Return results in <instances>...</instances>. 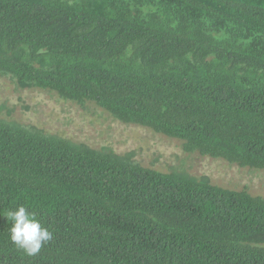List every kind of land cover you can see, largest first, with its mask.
Returning a JSON list of instances; mask_svg holds the SVG:
<instances>
[{
	"label": "trees",
	"instance_id": "1",
	"mask_svg": "<svg viewBox=\"0 0 264 264\" xmlns=\"http://www.w3.org/2000/svg\"><path fill=\"white\" fill-rule=\"evenodd\" d=\"M0 76L264 171V0H0ZM0 264H264V199L0 120Z\"/></svg>",
	"mask_w": 264,
	"mask_h": 264
},
{
	"label": "rangeland",
	"instance_id": "2",
	"mask_svg": "<svg viewBox=\"0 0 264 264\" xmlns=\"http://www.w3.org/2000/svg\"><path fill=\"white\" fill-rule=\"evenodd\" d=\"M0 120L125 157L143 167L207 179L213 185L246 190L264 199L263 170L187 153L179 140L120 122L94 103L80 105L51 91L20 88L9 76H0Z\"/></svg>",
	"mask_w": 264,
	"mask_h": 264
},
{
	"label": "clouds",
	"instance_id": "3",
	"mask_svg": "<svg viewBox=\"0 0 264 264\" xmlns=\"http://www.w3.org/2000/svg\"><path fill=\"white\" fill-rule=\"evenodd\" d=\"M3 216L10 222L8 235L13 245L28 256L37 255L54 237L35 211L23 204L4 211Z\"/></svg>",
	"mask_w": 264,
	"mask_h": 264
}]
</instances>
